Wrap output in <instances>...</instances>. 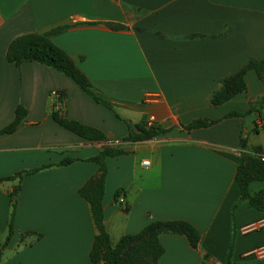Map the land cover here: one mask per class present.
Wrapping results in <instances>:
<instances>
[{
  "label": "crops",
  "instance_id": "1",
  "mask_svg": "<svg viewBox=\"0 0 264 264\" xmlns=\"http://www.w3.org/2000/svg\"><path fill=\"white\" fill-rule=\"evenodd\" d=\"M58 28L51 41L111 108L50 67L7 62L15 38ZM263 58L264 0H0V130L18 106L26 111L14 132L0 134V179L20 174L0 182V264H91L96 230L78 190L97 174L91 159L106 147L124 150L104 159L112 246L150 222L179 220L200 234L198 248L162 234L158 264H224L231 245L234 263L264 261L252 254L264 246V212L240 201L234 182L242 154L258 148L264 156V77L247 72L243 93L211 104L222 79ZM61 95L60 113L105 140H84L53 121ZM196 120L213 123L186 129ZM141 123L166 132L126 141ZM64 159L72 161L59 165ZM15 187L12 235L2 247ZM248 191H264V182Z\"/></svg>",
  "mask_w": 264,
  "mask_h": 264
},
{
  "label": "trees",
  "instance_id": "2",
  "mask_svg": "<svg viewBox=\"0 0 264 264\" xmlns=\"http://www.w3.org/2000/svg\"><path fill=\"white\" fill-rule=\"evenodd\" d=\"M64 28L51 30L44 34H24L18 36L10 42L6 50V60L9 63L19 66L26 62H36L50 67L66 77L70 78L78 87L90 96L96 103L111 108L110 105L101 99L94 92L88 78L78 69L72 59L57 45L51 41V36L59 33ZM253 71L260 80L264 77V58L260 60L249 59L237 72L221 80L220 88L212 95L211 104L214 107L220 106L235 96L246 90L244 76L247 72ZM63 107L62 95L56 103V110L52 111L53 121L62 128L72 132L78 137L87 141L105 140V135L94 128L80 124L77 121L64 117L60 110ZM264 107V97L260 102V108ZM259 108V107H258ZM256 109V108H254ZM251 111L253 109H250ZM26 111L18 106L15 110V118L11 124L2 128L0 134H10L17 126L23 122ZM213 122L206 120H196L190 123L186 129L204 128ZM166 131L158 126H148L145 123L137 124L129 129L126 141H141L151 139L164 134ZM242 147L244 141L242 140ZM124 154L120 147H106L91 160L98 165L97 174L83 184L78 190V195L84 199L90 210V216L94 224L96 235L89 253L91 264H158L159 258L164 253V249L159 241L162 234H178L186 237L189 245L193 249L198 248L200 234L185 221H153L142 228L136 234L122 236L118 242L112 246L110 237L106 230L103 219V194L106 169L104 159L108 156L115 157ZM71 159L62 160L59 165L70 163ZM20 174L0 179L1 181L19 178ZM234 182L238 187L240 201H247L249 207L258 212H264V191L250 194L248 186L252 182H264V160L258 148L253 149L252 154H242L234 175ZM19 187L13 188L9 195L11 214L8 223V234L2 245L5 246L12 235V220L16 205V195ZM120 192H116L114 199L117 200ZM230 246L224 264H247L234 263L231 261ZM206 258V256H204ZM249 264H264L262 260H255Z\"/></svg>",
  "mask_w": 264,
  "mask_h": 264
},
{
  "label": "built area",
  "instance_id": "3",
  "mask_svg": "<svg viewBox=\"0 0 264 264\" xmlns=\"http://www.w3.org/2000/svg\"><path fill=\"white\" fill-rule=\"evenodd\" d=\"M261 159L264 160V156H261ZM144 164H147V162H144ZM261 223L264 224V219L261 221ZM252 254L259 259H264V246L253 250Z\"/></svg>",
  "mask_w": 264,
  "mask_h": 264
},
{
  "label": "rangeland",
  "instance_id": "4",
  "mask_svg": "<svg viewBox=\"0 0 264 264\" xmlns=\"http://www.w3.org/2000/svg\"><path fill=\"white\" fill-rule=\"evenodd\" d=\"M113 238H116V237H114V235H113Z\"/></svg>",
  "mask_w": 264,
  "mask_h": 264
}]
</instances>
